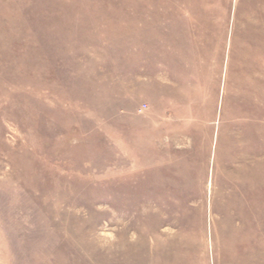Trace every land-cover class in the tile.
Wrapping results in <instances>:
<instances>
[{
	"label": "rangeland",
	"instance_id": "rangeland-1",
	"mask_svg": "<svg viewBox=\"0 0 264 264\" xmlns=\"http://www.w3.org/2000/svg\"><path fill=\"white\" fill-rule=\"evenodd\" d=\"M0 264H264V0H0Z\"/></svg>",
	"mask_w": 264,
	"mask_h": 264
}]
</instances>
